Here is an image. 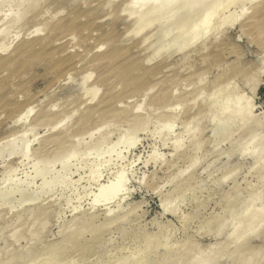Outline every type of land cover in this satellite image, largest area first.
Returning <instances> with one entry per match:
<instances>
[{"label":"rangeland","instance_id":"obj_1","mask_svg":"<svg viewBox=\"0 0 264 264\" xmlns=\"http://www.w3.org/2000/svg\"><path fill=\"white\" fill-rule=\"evenodd\" d=\"M144 1L0 0V264L135 205L66 263L264 264V0H216L181 35L182 2L140 25ZM191 166L199 199L166 211ZM27 190L41 205L21 206Z\"/></svg>","mask_w":264,"mask_h":264},{"label":"bare ground","instance_id":"obj_2","mask_svg":"<svg viewBox=\"0 0 264 264\" xmlns=\"http://www.w3.org/2000/svg\"><path fill=\"white\" fill-rule=\"evenodd\" d=\"M131 1V0H130ZM135 1H137V0H134V2ZM158 1V2H157ZM218 2H219V0H217ZM226 1V0H225ZM144 2H146L145 3V7L147 8V10H144V8H143V10H141V9H139V8H137V9H139V10H141V12L142 11H146V14L144 15V18L142 17V19L138 22V24H140V25H144V24H146V23H148L147 21H149V19L150 20H154V18H156V17H158V16H160L163 12L165 13V14H168V12L170 13L171 12V10H172V6H174V8L177 6L176 4L177 3H179V2H182L183 4H180V5H183V7L182 6H180V7H182L181 9H180V7L178 8V9H180L181 10V12H180V10H179V12L180 13H178V15H177V17L175 18V21H173V23H171V24H173V26H174V28L175 27H177L176 29H173V30H178L179 29V31L181 32L179 35H181L182 34V32H188V31H190L191 30V28H193L194 26H195V24L198 22V21H200L202 18H203V16H205V15H207V14H209L210 12V10L212 9V7L214 6V4H217V3H215L216 2V0L214 1V3H213V0H145ZM135 4V3H134ZM261 5H263V4H261ZM258 6V5H257ZM150 7V8H149ZM172 7V8H171ZM259 7H261L260 5H259ZM258 7V8H259ZM141 8V7H140ZM171 8V9H170ZM136 9V10H137ZM166 9H170V11L168 10V12H167V10ZM178 9H176V10H178ZM173 10H175V9H173ZM262 10V9H261ZM258 11V10H257ZM209 12V13H208ZM260 12V11H259ZM142 13V14H143ZM140 14V13H139ZM163 15V14H162ZM161 15V16H162ZM255 15V14H254ZM253 15V16H254ZM78 16V15H77ZM140 16H141V14H140ZM139 16V17H140ZM232 16V15H231ZM252 16V15H251ZM252 16V17H253ZM84 17V16H83ZM257 17H258V15H257ZM257 17H255V18H257ZM158 18H160V17H158ZM162 18V17H161ZM205 18V17H204ZM203 18V19H204ZM207 18V17H206ZM229 18V17H228ZM254 18V17H253ZM252 18V19H253ZM77 19V18H76ZM76 19H74V20H76ZM226 19V18H225ZM205 20V19H204ZM224 20V19H223ZM63 21V20H62ZM71 21V20H70ZM77 21V20H76ZM154 21H156V19L154 20ZM258 21V20H257ZM55 22V21H54ZM73 22V21H72ZM62 23V22H61ZM253 23H254V21H253ZM57 24H59L58 22H57ZM56 24V25H57ZM138 24H137V26H138ZM175 24V25H174ZM261 25V24H260ZM170 26H172V25H170ZM172 26V27H173ZM90 27V26H89ZM262 27V26H261ZM64 28V27H63ZM171 28V27H170ZM87 30V29H86ZM262 30V29H261ZM40 31V29H38L36 32L38 33ZM88 32H89V30H88ZM86 33V32H85ZM36 34V33H35ZM54 34V33H53ZM74 35V34H73ZM90 35H92V34H90ZM138 36V35H137ZM88 38V37H87ZM86 38V39H87ZM217 38V37H216ZM66 39V38H65ZM72 39V38H71ZM51 40V39H50ZM75 41V40H74ZM55 42V41H54ZM34 43V42H33ZM135 44H136V42H135ZM156 44V43H155ZM162 44V43H161ZM71 45V44H70ZM85 45V44H84ZM167 45V44H166ZM29 46V45H28ZM34 46H36V45H34ZM157 46V45H156ZM162 46H163V44H162ZM161 46H159V43H158V47H156V48H160ZM7 48H9V47H7ZM25 48H28V47H26L25 46ZM35 48V47H34ZM38 48V47H37ZM131 48H133V47H131ZM33 49V48H32ZM64 49V48H63ZM177 49V48H176ZM179 49V48H178ZM3 50H4V48H3ZM27 50V49H26ZM30 50H31V48H30ZM127 50V49H126ZM130 50V49H129ZM188 49H186V50H184V51H187ZM5 51V50H4ZM17 51V50H16ZM37 51V50H36ZM72 51V50H71ZM205 51V50H204ZM17 52H19V51H17ZM16 52V53H17ZM94 52V51H93ZM125 52V51H124ZM168 52V51H167ZM170 52V51H169ZM175 52H177V50L175 51ZM182 52V51H181ZM181 52H179V53H181ZM18 54V53H17ZM33 54V53H32ZM169 54V53H168ZM178 54V53H177ZM17 56V55H16ZM26 56V55H25ZM11 57V56H10ZM39 57V56H38ZM13 58V57H12ZM49 59V58H48ZM7 61V60H6ZM5 62V61H4ZM3 61H2V63H4ZM13 63V62H12ZM137 63V62H136ZM140 64V63H139ZM138 64V65H139ZM79 66V65H78ZM120 68V67H119ZM162 69V68H161ZM137 70V69H136ZM133 73V72H132ZM143 73H145V72H143ZM147 73V72H146ZM135 75V74H134ZM152 75V74H151ZM5 76V75H4ZM1 78V77H0ZM139 79H141V77L139 78ZM137 80V79H136ZM143 80V79H142ZM117 82V81H116ZM125 83V82H124ZM24 85V84H23ZM133 88V87H132ZM129 89V88H128ZM172 89V88H171ZM152 90V89H151ZM150 91V90H149ZM151 92V91H150ZM146 93V92H145ZM164 96V95H163ZM162 97V96H161ZM168 97V96H167ZM158 101V100H157ZM165 101V100H164ZM159 102H162V101H160L159 100ZM159 104H161V103H159ZM164 104V103H163ZM227 109V108H226ZM224 110V109H223ZM27 113H28V111H27ZM24 115H25V113H24ZM94 115V114H93ZM23 116V115H22ZM83 116V115H82ZM243 116V115H242ZM22 118V117H21ZM85 118V117H84ZM20 119V118H19ZM231 119V118H230ZM88 120V119H87ZM192 120V119H191ZM82 122H83V120H82ZM90 122V121H89ZM253 122V124H254V121H252ZM257 122H259V121H257ZM260 123V122H259ZM80 124V123H79ZM82 124V123H81ZM83 124H84V122H83ZM89 125V124H88ZM252 126H254V125H252ZM261 126V125H260ZM224 127V126H223ZM222 127V129H220V130H222V131H216V133L215 134H217L219 137H221L220 135V132L222 133L223 132V129L225 128L226 129V127H227V125H226V127H224L223 128ZM263 127V126H262ZM82 128V127H81ZM218 128V127H217ZM216 128V129H217ZM219 128H221V127H219ZM250 127H247V130L249 129ZM215 129V130H216ZM227 129H229V126L227 127ZM219 130V129H218ZM246 130V129H245ZM252 130V129H251ZM254 130V129H253ZM252 130V131H253ZM226 132H227V130H225ZM224 131V132H225ZM251 131V132H252ZM218 132V133H217ZM224 132L222 133V134H224ZM250 132V130L248 131V133ZM246 133V132H245ZM214 134V135H215ZM220 134V135H219ZM227 134V133H226ZM65 135V134H64ZM13 137V136H12ZM58 137V136H57ZM64 137V136H63ZM62 137V138H63ZM69 137V136H68ZM67 136H66V139L68 138ZM215 137V136H214ZM218 137V138H219ZM224 137H225V134H224ZM61 138V137H60ZM65 138V137H64ZM217 138V137H216ZM66 139H65V141H66ZM223 139V138H222ZM103 140V139H102ZM218 140H221V139H218ZM52 141H55L56 143L55 144H59L58 145V148L59 149H62L63 148V146H67L65 143H64V141H63V139H59V138H55V139H52ZM47 143H51V141L50 142H48V141H46ZM53 143V142H52ZM217 143V142H216ZM51 145V144H50ZM78 145V144H77ZM61 148H60V147ZM46 147V146H45ZM80 147V146H79ZM57 148V147H56ZM57 148V149H58ZM64 149V148H63ZM66 149V148H65ZM65 151V150H64ZM232 152V151H231ZM234 153V152H233ZM78 155V154H77ZM69 156V155H68ZM75 156V155H74ZM69 159V158H68ZM56 162H58V161H56ZM194 162H195V164L197 165L198 163H196L197 161H195L194 160ZM238 163V162H237ZM193 163H191V165H192ZM38 165V164H37ZM194 165V164H193ZM201 165V164H200ZM192 167V166H191ZM195 167V166H194ZM194 167H192V169L194 168ZM198 167V166H197ZM197 167L195 168L196 169V171H197ZM236 167V166H235ZM47 168V167H46ZM187 168V167H186ZM189 168V167H188ZM232 168V167H231ZM195 169H193L194 171H195ZM193 170H189L188 172H186L185 173V175L182 173V174H180V175H183V177H181L180 179L181 180H178L179 182L178 183H176V182H174V183H176L175 184V187H173V189H172V191H169L168 193H166L165 194V196H164V206H165V209H166V211H168V212H176V208H179V207H177V205H178V203H180V202H183V201H185V200H189L188 201V203H190V198H191V202L193 201L192 199H195V202H196V199L198 198V196H197V187H198V184L200 183H198V180L200 179H198L197 180V173H196V171L194 172ZM226 170H228V171H230L229 169H226ZM233 170V169H232ZM235 170H237V167H236V169ZM234 170V171H235ZM182 171V170H181ZM184 171H186V169L184 170ZM183 171V172H184ZM227 171V172H228ZM234 171H232V172H234ZM257 171V170H256ZM179 173H181V172H179ZM223 174H224V172H222ZM228 173H230V172H228ZM222 174V175H223ZM230 174H232V173H230ZM45 175V173L43 172V171H38V172H36V178H38V177H41V176H44ZM180 175H178V176H180ZM216 175V174H215ZM210 176V175H209ZM226 176V175H225ZM225 176H224V178H225ZM229 175L227 174V176L226 177H228ZM211 177V176H210ZM212 178H213V176H212ZM53 181V180H52ZM174 181V180H173ZM199 181H201V180H199ZM210 182V181H209ZM172 183V182H171ZM173 183V184H174ZM213 184V183H212ZM172 185V184H171ZM207 188H208V186H207ZM29 189V188H28ZM104 189V188H103ZM106 190H104L103 191V193H102V195L104 196V198H107V197H113L114 195H116L118 192H119V190L117 189V187H110V188H105ZM212 189V188H211ZM252 191V190H251ZM251 191H249V192H251ZM254 191V190H253ZM10 192V191H9ZM15 192V191H14ZM102 192V191H101ZM200 192V191H199ZM249 192H248V195H250V196H252L251 195V193L249 194ZM10 193H12V192H10ZM4 194V198H5V200L7 201V202H9V204L10 203H12V201H14V198L12 197L11 198V194ZM3 194V193H2ZM238 194V193H237ZM241 194V193H240ZM240 194H238V196L240 195ZM16 195V194H15ZM38 195V194H37ZM236 195V194H235ZM243 195V194H242ZM247 195V194H246ZM106 196V197H105ZM118 196V195H117ZM238 196H236V199H237V197ZM249 196V197H250ZM38 196H36L35 194H31V193H28V190H27V192H22L21 193V198H20V200H19V202H20V204H21V206H25L26 204H30L31 205V203L32 204H35V203H33V202H36L37 200H38V198H37ZM244 197V196H243ZM230 198V197H229ZM248 198V197H247ZM199 199V198H198ZM245 199V198H244ZM105 200V199H104ZM232 200H235V198H232ZM239 200H240V196H239ZM206 201V200H205ZM241 201V200H240ZM245 201V200H244ZM163 202V201H162ZM199 202V201H198ZM237 202H239V201H231V202H226V203H224V204H226V206H224V204H223V206H224V208H225V210L226 211H228V210H230V211H234V209H236V207H238V205H240L239 203H241V202H239V203H237ZM38 203L39 202H37V204H35L36 206L38 205ZM183 203H185V202H183ZM194 203V202H193ZM192 203V204H193ZM40 205H41V203H39ZM201 205L203 204V203H200ZM32 206V205H31ZM45 206V205H44ZM136 206H138V205H135L134 207L132 206L131 208L130 207H128V209H127V213H125L126 215H123L122 216V214L120 213L119 214V212H118V214L117 213H114L116 210L115 209H113V211H107L109 214L107 215V217L105 218V220L104 221H99L98 219H97V217H99V215L96 217V215L94 216L93 214V216H91V214L90 215H87L88 216V220H85L86 219V216H85V218H84V222H80V221H78L79 222V225H77V227H75V229H74V227H73V225H72V229H71V227H70V229H71V231H65V232H68V233H63L62 234V238L60 239V240H58V241H53V243H47V244H41L40 246H41V248H38L37 249V246H36V248L34 249L33 247V249H31L29 252H25V254H21L16 260H15V258H14V261L15 262H13V260H12V262L13 263H11V264H33V262H38V261H42L41 263L43 264V261H45V263L46 264H48V262L50 263H52V264H64V263H66V262H69L70 260H73L74 258H75V260H78L79 262L80 261H82V262H80V263H83L84 261L85 262H87V260L90 258V257H92V256H94V255H96V250H95V248H96V246H99L102 242H101V239L102 238H104V237H102L103 236V234L105 235L106 233H105V231H106V229H108V227H110L111 225L114 227L115 226V224H121V223H119L120 222V220H122V218H125V217H127V218H125V219H128V217L129 216H131V214H133L137 209H136ZM200 206V205H199ZM32 207H35V206H32ZM31 207V208H32ZM8 208V207H7ZM15 208V207H14ZM27 208H28V205H27ZM30 208V207H29ZM119 208H121V210H123L122 209V207H119ZM239 208V207H238ZM237 208V209H238ZM34 209V208H33ZM37 209H38V207H37ZM41 209V208H40ZM40 209H38V210H40ZM42 209H44V207L42 208ZM136 209V210H135ZM193 209V208H192ZM223 209V208H222ZM36 210V209H35ZM45 210V209H44ZM118 210V209H117ZM121 210H119L120 212H121ZM224 210V211H225ZM46 211V210H45ZM45 211H43V212H45ZM125 211V210H124ZM27 213H28V211H26ZM30 212H31V209H30V211H29V213H28V215H30ZM126 212V211H125ZM213 212V211H212ZM223 212V211H222ZM124 213V212H123ZM228 214H229V212H227ZM33 214H34V212H33ZM32 214V215H33ZM35 214H36V212H35ZM45 214H46V212H45ZM197 214V213H196ZM195 214V215H196ZM218 215V214H217ZM223 215H225V214H223ZM227 215V214H226ZM35 216V215H34ZM91 216V217H90ZM210 216V215H209ZM32 217V216H31ZM90 217V218H89ZM104 217H105V214H104ZM103 217V218H104ZM225 217V216H224ZM82 218V219H83ZM102 218V219H103ZM136 218V217H135ZM189 218H190V216H189ZM188 218V219H189ZM227 218V217H226ZM101 219V220H102ZM124 220V219H123ZM198 222V221H197ZM222 222H224L223 221V219H222V217H221V215H220V217L219 216H216V217H209V219H207L205 222H204V226H201L202 228L203 227H205V228H209V227H212V226H214V225H217V226H219V225H221L222 224ZM123 223V222H122ZM77 224V223H76ZM125 225V224H124ZM121 226V225H120ZM119 228V227H118ZM68 230V229H67ZM109 230H111V229H109ZM143 230V229H142ZM116 231V230H115ZM134 231V230H133ZM199 231V230H198ZM210 231V230H209ZM127 232V231H126ZM122 233V232H121ZM90 235L89 236V240H86L85 239V237H86V235ZM135 234V233H134ZM121 235V234H120ZM124 235V234H123ZM133 235V234H132ZM138 235V234H137ZM147 235V234H146ZM163 236V235H162ZM147 239H148V237H146ZM145 238V239H146ZM168 238V237H167ZM106 239H108V237L106 238ZM141 239V238H140ZM103 240V239H102ZM140 241H143V240H140ZM149 241H150V239H149ZM159 241V240H158ZM101 242V243H100ZM121 242V241H120ZM147 242V241H146ZM111 243V242H110ZM114 243V242H113ZM118 243V242H117ZM122 243V242H121ZM145 243V242H144ZM151 243V242H150ZM99 244V245H98ZM108 244V243H107ZM146 244V243H145ZM153 244H155L154 242H153ZM167 244V243H166ZM132 245V244H131ZM176 245V244H175ZM101 246V245H100ZM149 246V245H148ZM147 246V247H148ZM39 247V246H38ZM113 247V246H112ZM152 248H153V246H151ZM98 248V247H97ZM121 248V247H120ZM134 248V247H133ZM186 248V247H185ZM114 249V248H113ZM125 249V248H124ZM151 249V248H150ZM172 249V248H171ZM178 249V248H177ZM110 250V249H109ZM128 250V249H127ZM183 250V249H182ZM95 251V252H94ZM108 251V250H107ZM111 251V250H110ZM148 251H149V249H148ZM157 251V250H156ZM176 252V251H175ZM24 253V252H23ZM93 253H95L94 255H93ZM140 253H141V251H140ZM143 254V253H142ZM148 254V253H147ZM157 254V253H156ZM14 255V254H13ZM12 255V256H13ZM19 255V254H18ZM152 255V254H151ZM129 256V255H128ZM134 256V255H133ZM96 257V256H95ZM136 257V256H135ZM150 257V256H149ZM155 257V256H154ZM160 257V256H159ZM105 258V257H104ZM158 258V257H157ZM10 259V258H9ZM93 259V258H92ZM100 259V258H99ZM113 259V258H112ZM74 260V261H75ZM120 260V259H119ZM126 260V259H125ZM147 260V259H146ZM73 261V262H74ZM161 261V260H160ZM10 262V261H9ZM32 262V263H31ZM72 262V263H73ZM77 262V261H76ZM84 262V263H85ZM129 262V261H128ZM35 263V264H36ZM40 263V262H39ZM101 263V262H100ZM6 264V263H5ZM67 264V263H66ZM136 264V263H135ZM144 264V263H143ZM154 264V263H153ZM162 264V263H161Z\"/></svg>","mask_w":264,"mask_h":264}]
</instances>
